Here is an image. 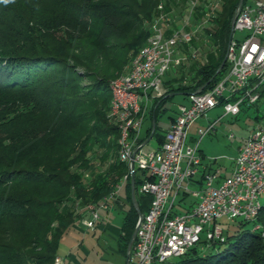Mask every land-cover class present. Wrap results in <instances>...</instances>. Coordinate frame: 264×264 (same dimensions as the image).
Listing matches in <instances>:
<instances>
[{
	"label": "trees",
	"instance_id": "trees-1",
	"mask_svg": "<svg viewBox=\"0 0 264 264\" xmlns=\"http://www.w3.org/2000/svg\"><path fill=\"white\" fill-rule=\"evenodd\" d=\"M159 1L36 0L22 30L1 40L0 264H53L79 207L102 203L123 180L128 168L118 159L109 83L127 71L146 43ZM186 1L166 0L164 9ZM238 1L221 0L204 30L211 43L205 60L190 63L187 72L177 68L179 76L165 80L167 94L194 91L214 75ZM13 7L7 16L11 21L18 17ZM202 14L198 11L197 18ZM164 101L152 110L159 141L163 129L157 115ZM151 131L150 126L146 137ZM141 182L136 172V203L145 213L151 196L138 191ZM125 183L131 198L130 177ZM137 216L132 205L121 234L124 251ZM257 223L260 228L253 229ZM224 236L208 246L202 240L173 264H264V204L255 220L238 222Z\"/></svg>",
	"mask_w": 264,
	"mask_h": 264
},
{
	"label": "built area",
	"instance_id": "built-area-1",
	"mask_svg": "<svg viewBox=\"0 0 264 264\" xmlns=\"http://www.w3.org/2000/svg\"><path fill=\"white\" fill-rule=\"evenodd\" d=\"M165 2L159 1L160 12L150 25V35L132 56L127 71L109 83L112 98L108 114L119 130L118 159L128 168L111 195L132 172L134 178L138 172L142 178L138 191L151 196L147 211L137 216L136 235L126 251L127 264H173L202 241L203 231L206 246L216 240L223 241L225 236L218 220L225 218L236 224L255 220L262 205L259 197L264 196V115L256 120L253 131L240 146L230 174L222 179H219V167L212 170L211 164L216 159L203 162L198 149L199 141L214 129L221 116L208 121L206 127L197 128L198 139L194 145H186L190 125L205 117L210 109L221 105L223 115L235 116L261 101L264 1L243 0L226 46L225 73L211 87L206 88L209 82L201 90L199 87L185 93L188 102L177 105L161 140L145 149L150 139L145 141L155 130L151 126L150 135L140 137L142 123L150 112L147 110L174 93L167 94L165 74L171 67L178 70L188 60L197 61L198 49L192 40L210 26V19L217 15L221 4V0H187L184 6H171L165 11ZM198 11L203 13L200 18ZM236 32L241 36L236 37ZM201 60H205L204 55ZM186 82L187 78L182 81ZM131 161L133 171L129 168ZM187 195L194 199L193 203L178 212L176 208ZM105 207L103 202L88 204L90 215L83 221L84 226L95 228L100 219L99 210ZM259 228L258 223L253 226ZM53 264H62V259L57 256Z\"/></svg>",
	"mask_w": 264,
	"mask_h": 264
},
{
	"label": "rangeland",
	"instance_id": "rangeland-1",
	"mask_svg": "<svg viewBox=\"0 0 264 264\" xmlns=\"http://www.w3.org/2000/svg\"><path fill=\"white\" fill-rule=\"evenodd\" d=\"M35 1L36 0H0V42L4 36L10 37L12 34L22 30L26 13L31 9ZM246 1L253 3L255 0ZM28 2H30V4H26ZM12 6H15L13 7L14 9H16V7L18 8V10H16V16L18 17H16L15 21L7 19L8 11L12 9ZM175 11L177 10L175 9ZM240 34V32H236L235 36H241ZM195 40L198 43L192 45L198 49V61L203 59L205 51L211 48V43L204 30L195 36ZM188 61L185 62L183 68L185 72H187L188 65L190 64ZM180 73L181 69L175 71V68L171 67L169 72L165 74L164 79H168L175 75L179 76ZM187 100V95L185 94L178 93L173 95L167 101L170 107L159 112L157 116V125L161 129L166 130L170 124L169 117L174 114L177 105L180 103L186 104L188 102ZM256 107L258 111H256ZM256 115H264V101H259L257 105L248 107L245 111H240L235 116L229 114L223 115L222 106H216L207 111L205 117L203 116L197 119L190 125L187 131L186 145H194V139H198L199 137L196 133L198 127H206L208 121L215 120L221 116L219 121L216 122L214 129L202 137L198 146L205 154L203 161L209 163L210 159L215 158L216 161L212 164V170L219 167V172L221 176H223L228 172L231 161L236 155L237 147L242 145L253 131L256 125V119L254 118ZM149 125L150 122L148 119L142 123L140 129L141 138L144 136L146 127H149ZM231 134L232 136H230ZM154 144L155 139L152 138L144 145V148L149 149L153 147ZM193 200L191 196L187 195L185 197V203H187L185 206H188ZM259 200L264 204V196H260ZM185 206L179 209H183ZM177 209L178 208H176V210ZM218 223L222 226L224 235L231 234L236 229V223L225 218L219 219ZM206 227L207 225L205 228ZM72 233H75L77 236L75 240L77 244L74 246L73 243L69 245L68 242L62 243L64 239H72L71 236H69ZM204 238L205 231L201 233V239L203 240ZM105 240H107V238L104 236L97 239L91 237L90 230H71L69 234L65 235L63 240H61L57 253L62 259V264H125V255L115 249L116 244L113 246L111 241ZM78 243H80L82 245L81 247H84L86 251L80 246H77Z\"/></svg>",
	"mask_w": 264,
	"mask_h": 264
},
{
	"label": "crops",
	"instance_id": "crops-1",
	"mask_svg": "<svg viewBox=\"0 0 264 264\" xmlns=\"http://www.w3.org/2000/svg\"><path fill=\"white\" fill-rule=\"evenodd\" d=\"M175 94H178V93L176 92ZM175 94H173V95H175ZM173 95H170L168 97V99L162 104V106L158 110L159 112H162L167 108V106H166L167 101ZM156 105H157L156 103H153L149 107V109L147 110L150 112H148L146 114L144 121L146 119H148V121L150 122V125H149V127L148 126L146 127L144 136L142 138H145L147 136L148 129L150 128V126H152V118L154 116V114L152 113V110L155 108ZM245 109L246 108L242 109V111H245ZM256 111H258V110L256 109ZM172 116H170L169 118L171 119ZM154 119H155V116H154ZM154 122H155V120H154ZM198 128H201V127H198ZM149 137H151V136H149ZM152 138L155 139V144L153 145V146H155L158 142V136L153 135L150 139H152ZM192 139H194V138H192ZM240 146L237 147L236 154H237ZM198 149H199V146H198ZM199 154L202 156V160H203L205 157V154L200 149H199ZM232 165H233V160L231 161L228 172L226 174L221 176V174L219 172V179H222V178H224L230 174ZM130 189H131V187H130ZM130 197H131V193H130ZM103 203L106 204V207L101 208L99 210L100 219L96 223L95 228L90 229V228H86L84 226L83 221L89 217L90 211L87 208V206H80L78 209V216H77L75 222L73 223V225L71 226V228L69 229V231L65 235L69 234V232L71 230H75V231H80V230L88 231V230H90V236L91 237L97 239V238H100L101 236H104L107 238V240H105V241H111L113 246H115V244H116L115 249L117 251H119L120 253H123L125 255V261H126L127 247H126V251H124L123 250V240L121 239V234L123 233V226L126 223V217L128 215L129 210L132 208V205L135 208V206L132 202V198L128 197V193H127V189H126V183L125 182L122 183L120 188L116 191V193L114 195L109 194L105 198ZM192 203H193V201L190 204H188V206H185V204H187V203H185V199H184L183 202L181 203V205L179 207H177L178 212H181V211L186 210L187 208H190ZM136 205H137V203H136ZM183 206H185L183 209H179L180 207H183ZM135 210H136V208H135ZM64 236L60 239L59 244L61 243V240H63ZM69 236H71L72 239H64V241H62V243L68 242V245L73 243V245L75 246V244H77V243H75V240L77 238L76 234L72 233ZM108 239H110V240H108ZM77 246L81 247L82 245L80 243H78ZM58 248H59V246H58ZM81 248L83 250H85L84 247H81ZM57 255H58V257H60V255L58 253H57Z\"/></svg>",
	"mask_w": 264,
	"mask_h": 264
},
{
	"label": "water",
	"instance_id": "water-1",
	"mask_svg": "<svg viewBox=\"0 0 264 264\" xmlns=\"http://www.w3.org/2000/svg\"><path fill=\"white\" fill-rule=\"evenodd\" d=\"M243 3V0H239L238 3H237V6H236V9H235V12L233 14V17H232V20H231V32H230V36H229V39L231 38L232 36V27H233V23H234V20H235V17H236V13L238 12V10L240 9L241 5ZM225 62H226V56H224L223 60L221 61L218 69L216 70V72L214 73V75L208 80L206 81L200 88L203 89L212 79L213 77L216 76V74L223 68V66L225 65ZM176 93V92H175ZM175 93H171L170 95H173ZM154 116L152 118V128L153 130L155 129V124H154ZM151 137H149L145 143L150 139ZM129 168L131 169V171H133V168H134V164H133V161L130 162L129 164ZM130 187H131V198H132V202L136 208V211H137V215L138 217H141L142 216V212L139 210V208L137 207L136 205V196H135V178H134V175H133V172L131 173V176H130ZM136 231H137V227H134V230L131 234V237L128 241V244H127V251L130 250L131 246H132V243L134 241V237L136 235ZM128 262V259H127V255H126V261H125V264H127Z\"/></svg>",
	"mask_w": 264,
	"mask_h": 264
}]
</instances>
